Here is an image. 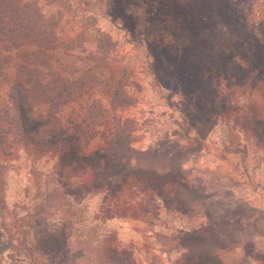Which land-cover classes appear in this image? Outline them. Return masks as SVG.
Masks as SVG:
<instances>
[{
	"label": "rangeland",
	"instance_id": "374dc122",
	"mask_svg": "<svg viewBox=\"0 0 264 264\" xmlns=\"http://www.w3.org/2000/svg\"><path fill=\"white\" fill-rule=\"evenodd\" d=\"M82 1L131 62L139 91L130 113L139 130L129 149L122 141L117 145L128 155L120 164L93 161L88 185L74 179L75 165L59 179L49 172L52 160L28 156L23 147L13 154L1 150L0 264H198L188 261L193 256L204 264H264V141L237 120L245 107L234 115L185 96L168 64L148 52L147 41L171 51L177 4L151 9L146 0H118L109 8L100 0ZM39 4L49 17L62 9ZM254 4L256 19L264 20V0ZM131 5L143 16L150 13V25L138 26ZM57 31L75 39L73 17L64 14ZM73 54L61 67L82 66L77 59L70 65ZM211 54L203 56L207 64L220 63L219 54ZM240 58L260 65L258 75L264 72V55L255 48ZM262 92L238 93L236 99L244 106L262 102ZM130 173L148 176L165 195L172 187L163 182H176L179 197H150L144 215L134 207L142 197L125 195Z\"/></svg>",
	"mask_w": 264,
	"mask_h": 264
},
{
	"label": "trees",
	"instance_id": "16d2710c",
	"mask_svg": "<svg viewBox=\"0 0 264 264\" xmlns=\"http://www.w3.org/2000/svg\"><path fill=\"white\" fill-rule=\"evenodd\" d=\"M44 1L62 9L49 17L39 0H0V45L4 50L0 52V151L13 154L23 147L28 156L50 159L49 172L59 179L75 165L74 179L88 185L94 179V160L100 167H109L128 156L117 151L121 150L117 145L123 142L129 149L139 130L130 113L137 104L139 82L119 41L102 29L85 2ZM100 1L110 8L118 0ZM146 1L148 8L171 1L177 4L171 51L162 45L154 49L148 41L147 47L155 61L168 64L179 91L234 115L245 107L237 120L258 141H264V72L258 75L260 65L240 58L242 51L254 48L264 55V20L256 19L255 0ZM131 6L138 26L150 25V13L143 16ZM64 14L73 17L75 39L57 31ZM213 41L212 46L209 43ZM156 50L164 58L160 59ZM75 52L70 65L77 59L82 66L61 67L65 55L73 58ZM209 53L219 54L220 63L207 64L203 56ZM211 68L212 72L204 73ZM103 69L107 71L104 78L98 72ZM246 91H263L259 96L262 102L252 99L248 105H240L236 94ZM124 180L126 197H142L134 207L144 215L150 197H179L176 182H163L162 187H172L165 195L148 176L130 173ZM200 258L193 256L188 261L204 264ZM218 261L210 262L220 264Z\"/></svg>",
	"mask_w": 264,
	"mask_h": 264
}]
</instances>
